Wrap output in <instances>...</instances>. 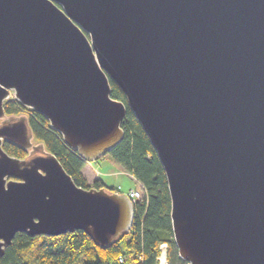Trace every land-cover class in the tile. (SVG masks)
Instances as JSON below:
<instances>
[{
    "label": "water",
    "instance_id": "water-1",
    "mask_svg": "<svg viewBox=\"0 0 264 264\" xmlns=\"http://www.w3.org/2000/svg\"><path fill=\"white\" fill-rule=\"evenodd\" d=\"M110 81L165 172L180 258L264 264V0H0V259L20 232L107 249L132 229L127 194L77 185L4 108L92 163L125 134Z\"/></svg>",
    "mask_w": 264,
    "mask_h": 264
},
{
    "label": "trees",
    "instance_id": "trees-1",
    "mask_svg": "<svg viewBox=\"0 0 264 264\" xmlns=\"http://www.w3.org/2000/svg\"><path fill=\"white\" fill-rule=\"evenodd\" d=\"M110 84L111 97L122 100L127 111L122 121V129L125 130L122 142L108 155L124 171L132 174L148 192L147 204L137 205L134 209L132 229L107 249L95 245L82 230L53 237H29L20 232L15 234L11 245L5 249L1 264H132L136 260L140 264H156L161 242L169 245V264H187L178 255L173 240L170 194L160 160L138 119L128 108L123 91L112 81ZM4 108L9 115L25 110L28 112V121L36 139L41 140L57 156L77 185L86 188L106 186L98 179L88 183L81 174L86 161L63 143L60 134L49 127V122L41 114L24 109L16 100L6 101ZM3 145L12 156H26L17 146L7 142ZM136 253L143 254V259L135 257ZM119 257L124 258V262Z\"/></svg>",
    "mask_w": 264,
    "mask_h": 264
},
{
    "label": "rangeland",
    "instance_id": "rangeland-1",
    "mask_svg": "<svg viewBox=\"0 0 264 264\" xmlns=\"http://www.w3.org/2000/svg\"><path fill=\"white\" fill-rule=\"evenodd\" d=\"M23 113L28 114L26 110ZM111 160V157L107 154L103 157V159L88 163L89 167L93 166L90 168L91 174L95 178H98V180H100L107 187L116 189L118 192L125 194L129 189H136L142 186V184L137 182V180H134L131 176H128V172L124 171L116 162L113 160L112 162ZM86 169L87 168H85V170ZM134 255L136 257V254ZM137 261L138 260H136V262L134 261L132 264H139Z\"/></svg>",
    "mask_w": 264,
    "mask_h": 264
},
{
    "label": "built area",
    "instance_id": "built-area-1",
    "mask_svg": "<svg viewBox=\"0 0 264 264\" xmlns=\"http://www.w3.org/2000/svg\"><path fill=\"white\" fill-rule=\"evenodd\" d=\"M128 176H131L134 180L135 178L133 177L132 174L128 173ZM141 184V183H140ZM126 194L129 196L132 204H134V209L136 208L137 205H146L147 200H148V192H146V189L144 186H140L139 188H132L129 189ZM168 249L169 245H167L166 242H161L160 247H159V253L157 255V263L156 264H169V257H168ZM143 254H137L136 257L139 258V260H142ZM120 261L124 262V258L119 257ZM140 264V263H139Z\"/></svg>",
    "mask_w": 264,
    "mask_h": 264
},
{
    "label": "crops",
    "instance_id": "crops-1",
    "mask_svg": "<svg viewBox=\"0 0 264 264\" xmlns=\"http://www.w3.org/2000/svg\"><path fill=\"white\" fill-rule=\"evenodd\" d=\"M112 161V160H111ZM113 162V161H112ZM87 164L82 168V171H81V174H83L85 177H86V179H87V181H88V183H93V181H95V180H97L98 178H95L92 174H91V169L90 168H92V167H89V165H88V162H86ZM121 167V166H120ZM85 168H87L86 170H85ZM93 176V177H92ZM98 177V176H97Z\"/></svg>",
    "mask_w": 264,
    "mask_h": 264
}]
</instances>
